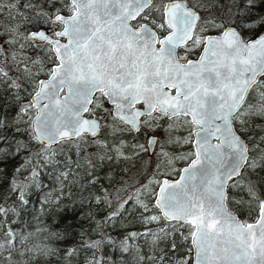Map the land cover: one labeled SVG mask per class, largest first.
I'll return each mask as SVG.
<instances>
[{"label":"snow or ice","instance_id":"snow-or-ice-1","mask_svg":"<svg viewBox=\"0 0 264 264\" xmlns=\"http://www.w3.org/2000/svg\"><path fill=\"white\" fill-rule=\"evenodd\" d=\"M259 4L264 0H0V164L28 152L16 172L31 170L9 184L17 207L0 193V264L59 255L31 242L37 233L51 238L46 227L9 226L28 205L40 167L54 163L55 146L83 142L128 159L125 141L109 144L103 130L154 131L165 117L168 142L189 150L169 153L145 133L132 148L157 155L155 171L138 187L125 181L90 197L111 210L97 222L99 238L81 232L64 247V264L81 252L83 264H107L100 254L106 241L126 253L139 236L151 237L152 250L133 247L134 264H264V31L243 35L264 26V14L246 18ZM177 125L187 134L174 137ZM177 160L185 166L177 169ZM130 201L144 223L163 219L165 226L131 232L117 244L102 225L127 212ZM230 204L247 208L246 216ZM177 234L186 251L173 261L176 239L167 251H157L156 242Z\"/></svg>","mask_w":264,"mask_h":264},{"label":"trees","instance_id":"trees-1","mask_svg":"<svg viewBox=\"0 0 264 264\" xmlns=\"http://www.w3.org/2000/svg\"><path fill=\"white\" fill-rule=\"evenodd\" d=\"M221 2L223 3V0ZM261 14H264V4H259L252 9L251 14L246 18L252 20ZM249 33L247 29H244V35ZM5 111L10 118L15 113V107L8 108ZM18 139H26V137H18ZM86 145V143L82 142L78 146H69L67 144L55 146L58 151L54 157V163L43 164L40 167L39 176L37 177L38 183L30 184L28 187V205L18 208L19 215L12 217L16 223H10L9 226L16 231H34L37 227H46L54 234L51 238L42 240V234L37 233L31 238V242L33 244L47 243L52 248L58 249L59 255L50 254L45 256L36 253L35 259L31 261V264H64L60 258L63 255L64 247L78 243L81 232L85 233V238H99L94 229L97 227V222L103 221L111 209L102 204H97L90 197L102 194V189L105 188L109 191H112L113 188H119L125 181L133 183L131 181L133 178H128L133 173H125L123 167L124 164L127 165L129 162H117L120 167L115 168L107 179L106 175L108 173L104 172L103 169L100 170L99 165L109 161H116L106 157L103 159L98 158L97 160L93 159L92 162L95 165L93 167L88 164V155L86 156L85 154ZM28 155L30 153L21 152L18 155L8 157L4 163L0 164V193L4 194V201L7 205L17 207V196L15 193H8V187L13 177L19 182L30 175V168L28 170L21 168L19 173L16 172V168L21 167ZM62 172L67 174V178L61 175ZM89 172L91 175L88 174ZM93 179L94 183L91 182ZM124 186L127 187V185ZM57 197H59V200L56 199ZM130 206L131 202L125 205L127 210L131 208ZM229 206L233 207L242 218L246 216L247 213L244 210L242 212L238 204H230ZM124 214L126 212L121 217H117L112 223H104L102 225V231L115 240L117 244L131 232L144 233L149 229L159 231L161 227L165 226L163 219L155 225H141L140 215L136 214L135 207L130 209V212L126 214V218L122 222ZM121 222L125 225L122 226ZM55 234H60L65 238L58 239ZM178 237L179 234L166 240H158L156 242L159 246L157 251L159 249L167 251V245L172 242V239H176L178 248L173 254V261L183 256L186 249L183 246V241ZM129 243V252L122 253L118 247H114L106 241L100 254L108 258L107 264H134L132 260L133 247L138 246L143 253H150L152 250L150 236H139ZM84 255L85 253L81 252L73 261V264H83ZM15 258L20 259L18 256Z\"/></svg>","mask_w":264,"mask_h":264},{"label":"rangeland","instance_id":"rangeland-1","mask_svg":"<svg viewBox=\"0 0 264 264\" xmlns=\"http://www.w3.org/2000/svg\"><path fill=\"white\" fill-rule=\"evenodd\" d=\"M0 19H2V17H0ZM264 30V26H254L252 30L247 29L248 32H250L247 35H244L246 38H251L253 36H255L257 33H259L260 31ZM253 35V36H252ZM31 54V53H29ZM198 54V51L191 56L190 58H194L196 57ZM105 106H109L107 104H105ZM168 119L167 117L163 118L162 120L159 121L160 127H157L154 131L152 130H148L145 129L143 132L141 133H128V132H123V133H116L115 135L112 134L111 130L109 129H105L103 130V135L105 137V139L108 141L109 144H112L116 141L119 140H123L125 141L124 145L122 146V151L127 153V156L129 157L128 159H125L123 157H116V153L115 152H111V153H107L105 154L102 149L94 144H87L85 146V154L86 156L88 155V160H93V159H98L100 158V156H105L107 158V155L112 156L113 161H109V162H105L100 166V170L103 169L104 172H107L108 174L106 175V178L108 179L110 176V174L115 170V168H119V164L117 162H129L127 165H123L124 167V171L125 173L129 174V173H133L132 176H128L132 177L133 179L131 181H133V183L138 187L140 184L144 183L149 176L155 171L156 169V165L158 162V156L154 155V154H148V153H144V152H140L139 155L135 154V151L132 148V145L135 143H144L145 142V133L148 134H156L157 137L160 140V143L164 146L165 150L169 153L172 154H176V153H182L184 151L189 150L190 145H184L183 147L170 143L168 142V132L166 131L167 127H168ZM257 123H260V121H257ZM177 128L179 130L174 131L173 132V136L174 137H180V136H184L186 135V131L183 128H180L179 125H177ZM243 134V133H242ZM82 143V142H80ZM160 149L159 146L154 148V152L155 153H159ZM99 154V155H97ZM108 159V158H107ZM185 162L182 160H177L175 163V166L177 169H179L182 165H184ZM164 165H161V168H163ZM176 175H178V172L176 173ZM124 178V177H123ZM168 178H172V177H168ZM131 179V178H129ZM151 187H154V185H150L149 186V190L151 189ZM132 192V189H129V193ZM142 199L144 197H141ZM131 202V208L133 209L135 207L136 209V214L139 216L141 214V210L135 205L134 202ZM237 205V204H235ZM230 209H232L233 211H235L233 209V207L229 206ZM130 209L127 210L126 214H128L130 212ZM243 210L247 213V208H243ZM236 212V211H235ZM126 214H124V219H122V222L125 220L126 218ZM238 214V213H237ZM145 215H148V213H145ZM240 216V215H239ZM242 218V217H241ZM141 221V225H155L158 222H151V223H144V221L140 218ZM122 224V226H124L125 224ZM120 226V227H122ZM119 227V228H120Z\"/></svg>","mask_w":264,"mask_h":264},{"label":"water","instance_id":"water-1","mask_svg":"<svg viewBox=\"0 0 264 264\" xmlns=\"http://www.w3.org/2000/svg\"><path fill=\"white\" fill-rule=\"evenodd\" d=\"M264 31V30H263ZM262 32V31H261ZM261 32H259V33H257L255 36H253V37H251V38H255L257 35H259ZM198 55H199V53H198ZM197 55V56H198ZM196 56V57H197ZM196 57H194V58H192V59H195ZM61 95H63V93L61 94ZM137 107H141V105H137ZM85 116H87V114H85ZM148 136H157L156 134H148ZM185 166V164L184 165H182L180 168H182V167H184ZM178 175H179V173H178ZM177 175V176H178ZM169 179H171V178H169ZM230 210H232V209H230ZM233 211V210H232ZM235 212V211H234Z\"/></svg>","mask_w":264,"mask_h":264},{"label":"flooded vegetation","instance_id":"flooded-vegetation-1","mask_svg":"<svg viewBox=\"0 0 264 264\" xmlns=\"http://www.w3.org/2000/svg\"><path fill=\"white\" fill-rule=\"evenodd\" d=\"M198 53H199V51H198ZM198 55V54H197Z\"/></svg>","mask_w":264,"mask_h":264}]
</instances>
